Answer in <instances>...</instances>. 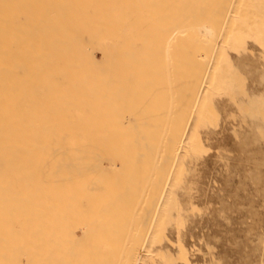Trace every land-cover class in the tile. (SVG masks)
<instances>
[{
    "label": "bare ground",
    "instance_id": "obj_1",
    "mask_svg": "<svg viewBox=\"0 0 264 264\" xmlns=\"http://www.w3.org/2000/svg\"><path fill=\"white\" fill-rule=\"evenodd\" d=\"M254 2L0 0V264L141 256L202 82L260 34Z\"/></svg>",
    "mask_w": 264,
    "mask_h": 264
},
{
    "label": "rangeland",
    "instance_id": "obj_2",
    "mask_svg": "<svg viewBox=\"0 0 264 264\" xmlns=\"http://www.w3.org/2000/svg\"><path fill=\"white\" fill-rule=\"evenodd\" d=\"M251 27L202 82L214 72L188 112L175 206L132 264H264V25Z\"/></svg>",
    "mask_w": 264,
    "mask_h": 264
}]
</instances>
